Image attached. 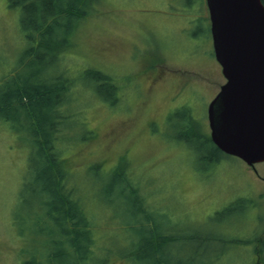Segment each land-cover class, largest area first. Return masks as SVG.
<instances>
[{
    "label": "rangeland",
    "instance_id": "rangeland-1",
    "mask_svg": "<svg viewBox=\"0 0 264 264\" xmlns=\"http://www.w3.org/2000/svg\"><path fill=\"white\" fill-rule=\"evenodd\" d=\"M7 1H0V79L13 72L26 49L19 11ZM74 33L75 45L72 41L66 53L70 75L77 78L85 68L96 69L121 88L118 102L110 105L100 99L108 92L98 97L76 80L75 112L95 135L87 144L75 142L66 150V169L77 173L80 193L84 164L98 160L111 166L126 156L129 178L163 231L194 236L168 245L172 261L250 264L252 245L228 241L262 233L264 162L253 170L231 156L219 155L214 165L197 160L212 150L204 149L198 134L209 136L207 106L225 82L212 52L205 1L96 0ZM21 70L24 75L26 69ZM154 72L157 79L151 82ZM186 111L200 125L190 138L183 133ZM19 133L0 120V264H21L30 244L15 226L23 180L30 177L28 149ZM105 173L88 171L96 197ZM99 199L95 203L100 204ZM237 201L241 208L226 210ZM123 207L102 214L106 226L101 223L97 230L108 231L98 239L99 252L121 251L133 240L121 224L128 218ZM108 261L137 264L125 256Z\"/></svg>",
    "mask_w": 264,
    "mask_h": 264
},
{
    "label": "trees",
    "instance_id": "trees-1",
    "mask_svg": "<svg viewBox=\"0 0 264 264\" xmlns=\"http://www.w3.org/2000/svg\"><path fill=\"white\" fill-rule=\"evenodd\" d=\"M95 1H7L9 7L19 11V28L26 41L18 66L0 79V120L19 130L20 140L28 149L30 177L23 180L15 216L17 234L28 236L30 243L21 264H109V258L120 256L137 264H174L176 261L172 262L167 254L168 245L179 239L193 240L194 236H174L163 231L161 222L144 207L143 198L129 178L131 170L126 156L117 157L111 166L98 160L84 164V177L79 178L85 184L82 193L77 173L66 169L68 146L75 142L85 145L95 136L75 112L77 83L91 88L98 97L99 93L108 92L100 99L108 100L110 105L118 102L121 92L113 77L99 70L85 68L77 78L70 75L66 53L72 41L75 45L74 28L92 12ZM261 2L264 5V0ZM24 68L26 73L22 75ZM187 112L182 118L186 122L183 133L190 138L200 131V125ZM198 137L204 149H212L200 154L198 161L214 165L219 155H225L209 136L198 134ZM89 170L93 175L106 171L100 176L102 185L97 197L95 185L87 179ZM98 198L100 204L95 203ZM124 205L128 218L121 220V224L133 240L121 251L99 252L96 246L108 231L107 227L102 233L97 230L99 224L105 225L102 214L108 208ZM231 207L239 209L241 205L237 201L226 210ZM261 231L248 240L233 238L228 244L252 245L254 259L250 264H264V227Z\"/></svg>",
    "mask_w": 264,
    "mask_h": 264
},
{
    "label": "water",
    "instance_id": "water-1",
    "mask_svg": "<svg viewBox=\"0 0 264 264\" xmlns=\"http://www.w3.org/2000/svg\"><path fill=\"white\" fill-rule=\"evenodd\" d=\"M225 83L207 106L211 142L247 166L264 162V5L205 0Z\"/></svg>",
    "mask_w": 264,
    "mask_h": 264
},
{
    "label": "bare ground",
    "instance_id": "bare-ground-1",
    "mask_svg": "<svg viewBox=\"0 0 264 264\" xmlns=\"http://www.w3.org/2000/svg\"><path fill=\"white\" fill-rule=\"evenodd\" d=\"M189 258V257H188ZM187 257L186 258H184V259H188ZM183 258H181V259H179V260H177L176 262L175 261H172V262H175L174 264H184V263H182L183 261ZM187 263V262H186Z\"/></svg>",
    "mask_w": 264,
    "mask_h": 264
},
{
    "label": "flooded vegetation",
    "instance_id": "flooded-vegetation-1",
    "mask_svg": "<svg viewBox=\"0 0 264 264\" xmlns=\"http://www.w3.org/2000/svg\"><path fill=\"white\" fill-rule=\"evenodd\" d=\"M154 74H156L155 72H154ZM154 76V77H153ZM152 77H151V82L153 81L152 79H154V78H156L157 77V74L156 75H153ZM157 79V78H156Z\"/></svg>",
    "mask_w": 264,
    "mask_h": 264
}]
</instances>
